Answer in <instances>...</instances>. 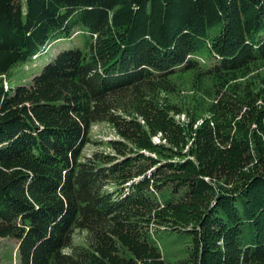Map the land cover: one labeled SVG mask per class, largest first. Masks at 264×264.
I'll use <instances>...</instances> for the list:
<instances>
[{
    "label": "trees",
    "instance_id": "1",
    "mask_svg": "<svg viewBox=\"0 0 264 264\" xmlns=\"http://www.w3.org/2000/svg\"><path fill=\"white\" fill-rule=\"evenodd\" d=\"M75 27L83 47L58 52L28 86L6 82L13 67L42 59L49 42ZM204 47L215 59L207 68L197 59ZM261 60L264 0H0V242L16 239L20 264L133 263L116 257L114 242L138 248L133 232L152 194L144 165L165 158L193 198L172 212L176 224L198 227L191 264H264V175L232 189L204 178L217 166L226 179L251 154L243 159L235 152L228 163L207 166L204 159L198 168L188 159L171 161L176 149L141 136L136 149L111 161L97 154L81 161L93 124H136L128 119L141 114L144 98L163 90L170 76H243ZM29 101V109H12ZM238 135L244 138V130ZM256 143L264 164L260 138ZM127 172L114 194L105 189ZM213 195V205L204 203ZM76 230L87 231L88 245H74Z\"/></svg>",
    "mask_w": 264,
    "mask_h": 264
},
{
    "label": "rangeland",
    "instance_id": "2",
    "mask_svg": "<svg viewBox=\"0 0 264 264\" xmlns=\"http://www.w3.org/2000/svg\"><path fill=\"white\" fill-rule=\"evenodd\" d=\"M74 46H84L82 34L77 27L70 36L49 42L46 46L47 53L42 59L38 57L25 66L13 67L7 75L6 82L13 87L30 85L32 78L58 52ZM197 59L201 62L200 66L205 68L215 62L208 47L203 48ZM164 85L165 88L157 94L144 98V103L139 107L141 114L138 113L134 119H128L129 122L136 124H126L121 128L116 123L93 124L89 133L90 142L82 151L81 161H88L95 157V154L100 158L104 156V161H111L129 150L136 149L139 137L147 139L150 136L154 144L176 149L177 155L171 161L188 159L198 165V168H204L212 160L219 163L223 158L228 163L235 152L242 153L243 159L248 154L252 155L250 162H243L240 159L235 165L234 174L226 179L217 175L215 172L217 166H211L208 171L213 172L212 176L207 175L204 178L218 187L232 189L241 185L246 178L264 175V164L256 159L258 138L261 140L259 150H262L264 157V60L253 64L243 76L227 74L226 77L218 78L206 75L200 77L198 72L184 71L170 76ZM30 105V101L20 102L12 109L22 110L24 106L29 109ZM134 110L137 111V108ZM239 129L244 130V138L236 136L240 132ZM154 130L159 131L154 134L152 132ZM142 152L154 159L159 158L156 153L146 150ZM168 158L172 157L169 155ZM168 161L163 158L157 165H152V162L151 165L149 162L144 165L150 179L148 189L152 193L151 201L147 208H143V219L138 222L133 232L138 248L132 250L119 240L114 242L116 246L114 254L121 261L131 259L133 263L128 261L129 264L194 262L196 243L193 234L198 227L195 228L192 223L187 226L176 224L172 213L173 207L180 201L190 203L193 198L189 199L186 188L181 185L183 181L179 176L182 177L183 174L173 172L174 170L168 166L170 164ZM157 171L161 174L154 177ZM162 171L167 173L165 181H162L164 176ZM128 175L129 172L115 175L106 182L105 189L112 191L114 187H119L118 181ZM130 177L136 179L140 176ZM112 193L114 194L113 191ZM123 196L125 195H120ZM167 199H171L170 205H167ZM215 199L213 195L204 203L211 200L210 203L213 205ZM197 202L199 198L192 204ZM129 213L137 212L131 210ZM73 243L75 246L88 245L87 231L76 230ZM70 251L72 250L67 249L64 253ZM0 264H20L18 243L12 236L1 239Z\"/></svg>",
    "mask_w": 264,
    "mask_h": 264
}]
</instances>
